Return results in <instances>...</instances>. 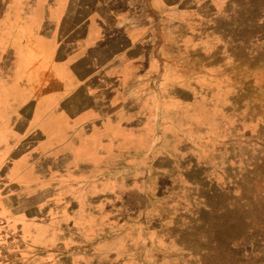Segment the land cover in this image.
Listing matches in <instances>:
<instances>
[{
    "label": "rangeland",
    "instance_id": "374dc122",
    "mask_svg": "<svg viewBox=\"0 0 264 264\" xmlns=\"http://www.w3.org/2000/svg\"><path fill=\"white\" fill-rule=\"evenodd\" d=\"M248 2L210 0L213 28L173 0H0V85L19 49L20 82L45 93L44 72L22 74L43 68L27 56L48 50L51 7L64 33L100 11L132 41L77 61L86 91L65 93L67 121L44 127L67 132L68 154L32 158L44 181L18 188L0 171V264H264L243 195L264 178V55L237 35L250 17L228 18Z\"/></svg>",
    "mask_w": 264,
    "mask_h": 264
},
{
    "label": "crops",
    "instance_id": "0c3cea01",
    "mask_svg": "<svg viewBox=\"0 0 264 264\" xmlns=\"http://www.w3.org/2000/svg\"><path fill=\"white\" fill-rule=\"evenodd\" d=\"M48 8L45 7V9ZM48 10L49 14L42 20L43 26H41L44 31L50 29L46 30L43 36L48 44V50L45 55L34 51L27 56L30 61L36 59L45 61L43 68L38 69L36 64L31 62L22 74L28 77L40 71L44 72L47 77V82L43 85L45 93L36 94L35 84L28 85L25 79L20 82L21 74L18 63L20 59H24V55L19 49L11 53L15 67L9 70V82L0 85V171L8 170L13 184L18 188L34 186L35 181L30 179L32 174L36 178L39 177L40 182L43 179L37 171L35 173L33 156L51 159L55 156L61 158L68 154L67 132L63 135L57 132L54 135L51 131L45 133L44 127L45 125L48 127L49 124L51 126L55 117H58L60 124L67 121L69 112L64 105L70 99V95L65 93L86 91L87 79L79 80L78 78L82 74L86 77L89 74L81 71L85 63L78 64L77 61L81 58L91 59L93 54L100 59L106 57L108 51L111 53L114 50V48L112 50L111 43L112 40L117 39V35L123 38L126 48L127 45L130 47L132 44L130 36L125 35L127 31L123 29V31L114 32L107 17L100 14V11L98 15L101 19L86 18L72 25L73 27L71 26L64 33L63 24L66 15L62 12L56 14L52 7ZM24 11V7L19 10L20 18L23 17ZM29 13L32 16V20L29 17L30 22L36 24L37 27L35 18H38V11L33 9ZM147 14L149 15L148 10ZM21 22L20 19L17 24L20 25ZM17 26L14 27L16 34ZM119 45L124 47L122 43ZM37 212L35 216L39 217Z\"/></svg>",
    "mask_w": 264,
    "mask_h": 264
},
{
    "label": "trees",
    "instance_id": "16d2710c",
    "mask_svg": "<svg viewBox=\"0 0 264 264\" xmlns=\"http://www.w3.org/2000/svg\"><path fill=\"white\" fill-rule=\"evenodd\" d=\"M175 3L180 2L181 7H179L181 12H184L183 10H188L190 12H194L197 15H201L202 17H205L203 20L204 24L203 27L210 24V26L215 27L214 23H211L208 17L212 14V6L210 5V0H204L201 3H194L195 0H173ZM244 1H251V3L248 2V5L241 4V7L239 10H242V12H234L231 15H228L229 19H237L239 17H250V20L248 21V26L244 24V28L242 26L237 25V35L241 37V40L247 42L248 44H251L252 42L255 43L257 52L259 55H264V23L261 25L258 24L260 17L263 16L262 11H264V3L263 0H244ZM192 4V5H188ZM189 6L186 8L185 6ZM207 9V13L204 11ZM148 13L150 16H155V12L150 7H147ZM215 11V10H214ZM180 12V13H181ZM214 13V12H213ZM213 15V14H212ZM200 19V18H199ZM210 23H209V21ZM243 22V21H242ZM245 23V22H243ZM155 29H157L159 32V26H157ZM157 35V34H156ZM259 169L263 173L264 177V158L259 161V165L255 168ZM262 176L259 174L258 179L256 180L257 183L253 184V187L250 186L249 192L245 193L243 190V195H247L251 197L253 200H255L252 205L247 206V210L245 211V218L244 222L246 224V231L247 232H258L260 230L264 229V178L262 179ZM219 254H216V257H218ZM228 257H231L230 255ZM229 262H232V259L229 260ZM227 264H230V263ZM201 264H205V261L203 260Z\"/></svg>",
    "mask_w": 264,
    "mask_h": 264
}]
</instances>
